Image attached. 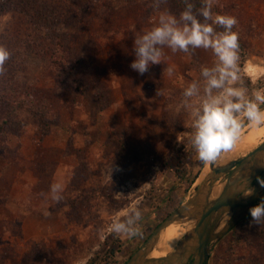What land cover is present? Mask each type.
I'll return each instance as SVG.
<instances>
[{
	"label": "rangeland",
	"instance_id": "1",
	"mask_svg": "<svg viewBox=\"0 0 264 264\" xmlns=\"http://www.w3.org/2000/svg\"><path fill=\"white\" fill-rule=\"evenodd\" d=\"M25 1L46 9V22L0 0V46L10 52L0 95L23 101L15 109L16 100L0 97V122L12 117L0 123V264H123L202 179L208 162L192 143L198 101L184 90L203 83L201 68L217 58L211 49L165 46L161 63L144 74L132 68L137 36L161 13L184 10L173 0L158 7L156 0ZM211 3L214 14L238 20L237 86L264 88V0ZM58 38L77 62L80 89L50 62L62 57ZM52 211L61 222L52 234L21 235L25 216ZM116 222L139 232L117 233ZM209 264H264V221L246 218L217 244Z\"/></svg>",
	"mask_w": 264,
	"mask_h": 264
},
{
	"label": "clouds",
	"instance_id": "2",
	"mask_svg": "<svg viewBox=\"0 0 264 264\" xmlns=\"http://www.w3.org/2000/svg\"><path fill=\"white\" fill-rule=\"evenodd\" d=\"M161 0H156L159 6ZM184 10L177 17L163 12L158 22L150 30L139 34L135 40L136 60L132 68L144 74L153 64L162 61L165 46L173 52L188 53L192 49H211L216 56L213 66H203L200 70L203 83L192 81L184 90V96L198 101L192 143L201 161H215L222 152L231 150L240 138L245 122L256 127L264 126V88L251 92L245 86H237L240 81L239 33L234 31L238 20L231 15L214 14L211 0H202L203 6L196 8L192 0H183ZM217 26L222 31H217ZM10 57V52L0 46V72ZM172 73L174 69H167ZM264 186V178H259ZM59 185L54 188V191ZM255 191L248 188L245 196ZM59 197H57L58 199ZM140 212H136L137 219ZM253 221H264V200L250 209ZM131 223V222H129ZM117 233L135 236L139 229L116 222L112 229Z\"/></svg>",
	"mask_w": 264,
	"mask_h": 264
},
{
	"label": "water",
	"instance_id": "3",
	"mask_svg": "<svg viewBox=\"0 0 264 264\" xmlns=\"http://www.w3.org/2000/svg\"><path fill=\"white\" fill-rule=\"evenodd\" d=\"M248 124L245 122L243 128ZM220 155L208 162L209 173L123 264L210 263L216 245L250 215L257 201L264 200V186L258 179L264 178V141L239 158L220 160ZM217 184L222 189L214 195ZM248 188L255 191L245 196ZM173 223L185 225L186 234L172 251L164 256H152L163 231Z\"/></svg>",
	"mask_w": 264,
	"mask_h": 264
},
{
	"label": "trees",
	"instance_id": "4",
	"mask_svg": "<svg viewBox=\"0 0 264 264\" xmlns=\"http://www.w3.org/2000/svg\"><path fill=\"white\" fill-rule=\"evenodd\" d=\"M174 3H176L180 8L184 9L185 5L183 0H173ZM192 2L195 4L196 8L199 9L203 6L202 4V0H192ZM3 4H1V7H14L16 10L22 11L24 14H26L27 16H30L32 18H34V20L36 22L43 21L46 22V17H48V14H43V12L46 10H42V8H40L39 4L34 3V4H24L26 3L25 0H3L2 2ZM225 5H223V7L225 8V6H229L230 4L228 3H224ZM45 25V24H43ZM61 38H58V42H59V48L61 47V54L62 57L61 59H51L50 62L52 64L55 65V69L56 71L59 72V75H63L65 79H67V81L71 82L73 85H75L76 88L80 89V82L77 78V72H76V67H77V62H72L70 57H69V52L66 50L65 47V43L63 42V40ZM239 43H240V47L242 46L241 42H240V38H239ZM52 57V56H51ZM1 99H3L5 101V103L7 102H11V101H15V102H11L15 104V109H17V106H20V104L23 102L20 99H15L14 98V94L11 93H2V95H0ZM17 103V104H16ZM15 113V112H14ZM12 118V117H11ZM10 115L7 114L5 116L2 117L1 119V125L2 127H4L5 125H8L9 122L11 121ZM198 178V177H197ZM246 241V240H245ZM245 241L244 242L245 245H247V243ZM238 259V257H237Z\"/></svg>",
	"mask_w": 264,
	"mask_h": 264
},
{
	"label": "bare ground",
	"instance_id": "5",
	"mask_svg": "<svg viewBox=\"0 0 264 264\" xmlns=\"http://www.w3.org/2000/svg\"><path fill=\"white\" fill-rule=\"evenodd\" d=\"M245 130L247 131L245 133H242ZM242 132L237 147L231 152V154L228 153L224 155L220 160L232 159L233 156L241 149L251 151L253 148L259 145L261 139H264V126L256 127L254 125L248 124L246 127L242 129ZM209 171H210V165L209 163H207L205 170L202 173V179L209 173ZM221 189H222V185L217 184V186L215 187L214 195L219 194ZM185 234H186L185 225L175 224V223L169 225L163 231L161 235V240L158 245V249L154 251L152 256H164L168 252L172 251L175 245L180 241V239Z\"/></svg>",
	"mask_w": 264,
	"mask_h": 264
},
{
	"label": "crops",
	"instance_id": "6",
	"mask_svg": "<svg viewBox=\"0 0 264 264\" xmlns=\"http://www.w3.org/2000/svg\"><path fill=\"white\" fill-rule=\"evenodd\" d=\"M52 228L42 226V223H49ZM60 214L58 211H52V213H45L44 215H27L22 219L21 235L25 239H35L42 235L44 237L49 236L53 233V228L60 225ZM54 224V225H53ZM48 227H51V226ZM44 233V234H42Z\"/></svg>",
	"mask_w": 264,
	"mask_h": 264
},
{
	"label": "flooded vegetation",
	"instance_id": "7",
	"mask_svg": "<svg viewBox=\"0 0 264 264\" xmlns=\"http://www.w3.org/2000/svg\"><path fill=\"white\" fill-rule=\"evenodd\" d=\"M261 200H262V199H261ZM261 200L257 201V202L255 203V205L258 204V203H260ZM249 216H251V215H249ZM249 216H247L246 218H248ZM246 218H245V219H246ZM245 219H244V220H245ZM244 220H242V221H241L237 226H235L233 229H235V228H237L238 226H240ZM233 229H232V230H233ZM232 230H231V231H232ZM216 246H217V245H216ZM215 248H216V247H215Z\"/></svg>",
	"mask_w": 264,
	"mask_h": 264
}]
</instances>
